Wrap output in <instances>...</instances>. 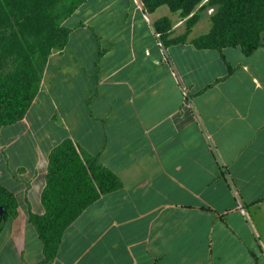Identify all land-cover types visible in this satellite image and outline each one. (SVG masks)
Returning a JSON list of instances; mask_svg holds the SVG:
<instances>
[{
	"label": "crops",
	"instance_id": "crops-1",
	"mask_svg": "<svg viewBox=\"0 0 264 264\" xmlns=\"http://www.w3.org/2000/svg\"><path fill=\"white\" fill-rule=\"evenodd\" d=\"M162 17L183 34L186 19L139 0H85L63 21L28 109L0 127V187L16 202L0 264H264V46L196 49L191 30L163 46ZM64 140L120 188L43 262L28 214L44 213L47 157Z\"/></svg>",
	"mask_w": 264,
	"mask_h": 264
},
{
	"label": "trees",
	"instance_id": "trees-1",
	"mask_svg": "<svg viewBox=\"0 0 264 264\" xmlns=\"http://www.w3.org/2000/svg\"><path fill=\"white\" fill-rule=\"evenodd\" d=\"M85 0H0V23L9 18L20 20L23 28L34 34L30 42L23 34L11 39L9 47L19 58L17 65L0 77V127L9 126L20 119L28 109L38 89L43 65L52 51L66 44L68 29L62 26ZM145 14L165 6L170 14L185 20L183 34L171 37V21L162 17L152 23V30L163 46L183 43L198 14L214 8L207 33L191 39L196 49L220 50L237 47L244 56L264 46L259 34L264 31V0H139ZM32 11L29 19L28 9ZM8 48V47H7ZM3 52H6L1 48ZM37 56L40 57L37 58ZM116 177L92 159H81L75 146L64 140L47 157L45 186L40 202L41 216L28 214L42 245L43 262L51 261L66 227L100 195L118 190ZM0 228L7 219L16 215V202L12 194L0 187Z\"/></svg>",
	"mask_w": 264,
	"mask_h": 264
},
{
	"label": "rangeland",
	"instance_id": "rangeland-1",
	"mask_svg": "<svg viewBox=\"0 0 264 264\" xmlns=\"http://www.w3.org/2000/svg\"><path fill=\"white\" fill-rule=\"evenodd\" d=\"M213 11L214 8L210 7L206 8L198 14V21L192 26L189 37L205 34L208 32L210 28L209 17H211ZM27 13L30 14L28 16V20L30 21V18L32 17V11L30 12V8L28 9ZM22 19L17 21L9 18L8 22L0 23V77L11 71L19 62V58H17V56L13 54L9 48L12 46L11 39L14 37H20V35L23 34L30 42L33 40L34 34L31 33L29 27L23 28L22 30ZM184 23L185 21L181 26L183 31H185ZM1 48H3L6 52H3ZM37 58H39L40 61V57L37 56Z\"/></svg>",
	"mask_w": 264,
	"mask_h": 264
},
{
	"label": "water",
	"instance_id": "water-1",
	"mask_svg": "<svg viewBox=\"0 0 264 264\" xmlns=\"http://www.w3.org/2000/svg\"><path fill=\"white\" fill-rule=\"evenodd\" d=\"M1 215H2V209L0 208V217H1Z\"/></svg>",
	"mask_w": 264,
	"mask_h": 264
},
{
	"label": "built area",
	"instance_id": "built-area-1",
	"mask_svg": "<svg viewBox=\"0 0 264 264\" xmlns=\"http://www.w3.org/2000/svg\"><path fill=\"white\" fill-rule=\"evenodd\" d=\"M155 37H158V35L157 34H155ZM183 95H184V93H182Z\"/></svg>",
	"mask_w": 264,
	"mask_h": 264
}]
</instances>
